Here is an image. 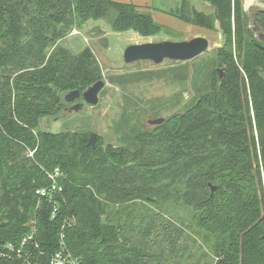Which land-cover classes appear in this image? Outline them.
<instances>
[{
    "label": "trees",
    "instance_id": "obj_1",
    "mask_svg": "<svg viewBox=\"0 0 264 264\" xmlns=\"http://www.w3.org/2000/svg\"><path fill=\"white\" fill-rule=\"evenodd\" d=\"M205 1L213 13L184 0L171 14L222 32L209 89L134 147L100 137L89 149L84 129H41L66 93L103 78L91 48L61 40L98 22L142 36L168 28L133 3L0 0V240L36 229L47 253L63 241L82 264H264V43L250 23L264 33V8L251 18L242 0ZM56 170L60 190L39 196Z\"/></svg>",
    "mask_w": 264,
    "mask_h": 264
},
{
    "label": "rangeland",
    "instance_id": "obj_2",
    "mask_svg": "<svg viewBox=\"0 0 264 264\" xmlns=\"http://www.w3.org/2000/svg\"><path fill=\"white\" fill-rule=\"evenodd\" d=\"M182 1L162 0V4L175 10ZM185 1L206 14L214 12V7L205 0ZM242 2L251 18L259 7H264V0L248 8L244 0ZM98 23L76 28L78 33L71 30L61 40V44L74 54L87 47L95 53L105 81L98 104L83 101L85 104L81 110L75 112L69 110L73 106L71 103H65L67 108L62 109L57 117L42 119L41 129L53 132L84 129L97 133L98 139L103 137L105 142L134 147V136L151 127L149 119L183 111L209 89L214 51L224 41L221 31L194 27L191 30L167 29L154 36H142L135 31L114 32L108 23ZM196 36L208 38L210 46L208 51L192 60L166 59L160 64L150 60L132 63L124 60V51L131 44L189 40ZM175 214L185 213L179 208Z\"/></svg>",
    "mask_w": 264,
    "mask_h": 264
},
{
    "label": "water",
    "instance_id": "obj_3",
    "mask_svg": "<svg viewBox=\"0 0 264 264\" xmlns=\"http://www.w3.org/2000/svg\"><path fill=\"white\" fill-rule=\"evenodd\" d=\"M249 10V9H248ZM255 35L264 43V33L261 31L256 20L250 22ZM264 49V44H258ZM209 40L205 36H196L189 40H163L159 42H146L141 44H131L124 51V60L126 63H132L139 60H150L156 64L162 63L164 60L188 61L192 60L209 50ZM220 80L224 78L225 67L218 68ZM105 81L99 80L90 85L86 90H72L64 95L66 103L74 104L79 99H83L85 103L96 105L99 102V93L104 88ZM82 104H74L70 107V111L78 112L83 107ZM165 121V117H157L149 119L151 126L159 125ZM98 134L92 132L88 141V148L93 149L96 146ZM212 192L217 189L216 185L210 184ZM5 225V223H2Z\"/></svg>",
    "mask_w": 264,
    "mask_h": 264
},
{
    "label": "built area",
    "instance_id": "obj_4",
    "mask_svg": "<svg viewBox=\"0 0 264 264\" xmlns=\"http://www.w3.org/2000/svg\"><path fill=\"white\" fill-rule=\"evenodd\" d=\"M73 33H78V30H73ZM59 176H61L59 170L49 173L51 187L41 188L37 190V194L51 197L53 192L60 190L57 182ZM0 258H15L22 264H82L81 259L74 256L63 241L58 249L50 254L47 253L37 239L36 229L24 235L18 242L0 240Z\"/></svg>",
    "mask_w": 264,
    "mask_h": 264
},
{
    "label": "crops",
    "instance_id": "obj_5",
    "mask_svg": "<svg viewBox=\"0 0 264 264\" xmlns=\"http://www.w3.org/2000/svg\"><path fill=\"white\" fill-rule=\"evenodd\" d=\"M112 1L121 2V3H133L142 9H148L151 11L153 19L157 23L167 27L170 30L171 29L191 30L194 27H198L199 29H201V27L193 25L191 23H187L182 19L178 18L177 16L171 14L172 9H169L167 8V6H164L162 4V0H112Z\"/></svg>",
    "mask_w": 264,
    "mask_h": 264
},
{
    "label": "bare ground",
    "instance_id": "obj_6",
    "mask_svg": "<svg viewBox=\"0 0 264 264\" xmlns=\"http://www.w3.org/2000/svg\"><path fill=\"white\" fill-rule=\"evenodd\" d=\"M245 5H247V8L253 5L252 0H244Z\"/></svg>",
    "mask_w": 264,
    "mask_h": 264
},
{
    "label": "flooded vegetation",
    "instance_id": "obj_7",
    "mask_svg": "<svg viewBox=\"0 0 264 264\" xmlns=\"http://www.w3.org/2000/svg\"><path fill=\"white\" fill-rule=\"evenodd\" d=\"M83 101H84L83 99H80V101L78 100V101H76L74 104H77V103H79V102L84 103L85 101H84V102H83ZM74 104H71V106L74 105Z\"/></svg>",
    "mask_w": 264,
    "mask_h": 264
}]
</instances>
